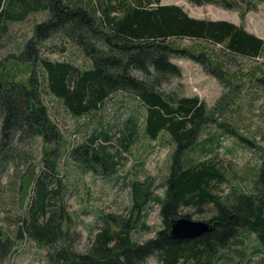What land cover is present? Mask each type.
Here are the masks:
<instances>
[{
    "label": "trees",
    "instance_id": "1",
    "mask_svg": "<svg viewBox=\"0 0 264 264\" xmlns=\"http://www.w3.org/2000/svg\"><path fill=\"white\" fill-rule=\"evenodd\" d=\"M187 1L231 10L242 3L255 8L254 0ZM39 9L50 15L34 23L21 50L0 60L1 67L9 66L8 70H0V150L8 147L11 140L36 135L42 139L41 160L50 168L55 164L51 143L62 145L64 139L41 99L40 80H44L47 93L59 99L73 117L98 110L115 90L132 93L144 105L143 134L151 139L164 131L173 149L161 193L150 192L148 181L132 182L129 207L123 213H96L98 225L94 226L88 247L81 252L73 248L71 235L65 231V214L51 204L56 189L49 186V169L32 176L22 173L19 189H26L31 181L32 190L25 213L15 217L14 239L27 236L40 245H50L48 255L53 264H140L151 254L160 264H215L210 261L211 250L228 247L230 240L243 237L246 232L252 233L256 248L264 251V157L248 190L231 185L227 192L215 194L213 185L225 180L222 163L212 157L221 145L218 133L199 139L200 124L206 123H214L222 132L237 134L233 122L216 116L235 95H229L228 100L223 94L221 98L226 100L210 109L197 95L172 96L159 90L161 82L170 75L181 74L178 65L171 62L173 55L201 64L223 87L235 86L234 79L242 70L224 68L221 56L231 53L259 58L264 55V38L232 20L194 18L180 5L159 0H0V27L6 20L22 21L27 12ZM54 32L83 50L91 64L84 68L65 59L38 56L39 42ZM181 37L201 39L218 47L201 46L195 53L194 44L182 46L174 41ZM36 66L42 69V79L35 72ZM252 68L244 72H252ZM256 78L264 84L263 77ZM123 123L118 141L125 148L137 123L132 114ZM97 136L102 137L101 144L95 141ZM110 138L106 130L96 136L90 133L68 155L82 169L95 170L98 163L100 170L113 172L118 152L106 149ZM149 201L158 203L163 224L153 236L140 241L133 233L149 228L144 206ZM205 203L213 207L205 219L211 223L208 231L192 239H177L168 233L170 217H188L177 214L180 204L202 209ZM13 242L0 226V256Z\"/></svg>",
    "mask_w": 264,
    "mask_h": 264
},
{
    "label": "rangeland",
    "instance_id": "2",
    "mask_svg": "<svg viewBox=\"0 0 264 264\" xmlns=\"http://www.w3.org/2000/svg\"><path fill=\"white\" fill-rule=\"evenodd\" d=\"M165 0H159L161 3ZM214 5V6H213ZM207 11L201 8L191 7L186 11L188 14L212 19H228L242 25L248 31L254 32L257 36L264 38V2L253 1L255 8L244 7L243 3L237 8L219 9L215 4ZM181 6V5H180ZM221 7V6H220ZM207 9V8H206ZM27 16L18 20L5 21L1 23L0 29V60L10 52H17L22 49L23 42L28 38L35 22L45 20L49 12L44 9L29 11ZM231 18V19H230ZM176 43L182 46L196 47L195 53L201 50V46L216 49L218 45L207 43L201 39L175 38ZM38 56H46L51 59H65L78 67L89 66L83 50L71 43L68 38L57 32L51 33L46 39L41 40L38 45ZM222 58L224 68L230 70H242L234 79L235 86L221 82L209 75L202 65L190 58H183L173 55L171 62L178 65L181 74L169 76L166 81L161 82L159 90H164L172 96L197 95L205 102V105L212 108L221 101L229 100V95L235 97L229 101V105L217 111V118L234 123V130L222 132L220 127L200 124L199 139L207 135L218 133L219 143L217 153L212 155L215 160L222 163L225 170V180L215 183L213 193L227 192L231 185L238 189L248 190L253 184V178L260 159L264 157V84L256 78L263 77L264 80V55L255 58L231 53L225 54ZM256 65V66H253ZM8 66V65H6ZM20 66V65H18ZM21 67V66H20ZM252 68V72L248 69ZM8 67H1L0 70H8ZM251 71V70H250ZM35 72L42 79V69L35 67ZM135 73V72H133ZM136 74V73H135ZM27 72H25V76ZM44 80L39 81L41 99L45 102L48 114L59 126L63 140L62 145L51 143L53 146L54 165L44 163L42 159V142L40 137L31 136L25 140L10 141L7 146L0 150V226L7 233L10 239L15 240L10 247L0 256V264H53L48 253L51 246L40 245L34 239L27 236L14 239L17 214H24L29 201V193L32 189L31 181L26 189L20 190V175L28 172L30 176L42 173L41 169H49L51 177L50 188H55L52 206H59L65 214L67 221L65 231L71 235V244L78 252L86 250L92 234L95 230L96 213L102 211H114L123 213L130 204V187L132 182L148 181L147 185L152 193H161L165 175L169 172V154L173 149V143L166 132H159L158 136L149 139L142 132L144 105L130 92L115 90L108 95L98 110L90 111L87 115L82 114L73 117L61 105V101L52 94L47 93L44 87ZM261 84V85H260ZM225 94L226 99L221 96ZM128 114L136 118V129L130 142L123 148L118 141L121 134L123 121ZM135 116V117H134ZM0 111V120H1ZM103 130L110 133V142L106 149L116 150L118 153L114 171L94 165L95 170L82 169L68 152L75 148L83 139L89 138L90 133L100 135ZM233 130V131H234ZM102 143V137L95 140ZM105 143V142H104ZM48 147V146H46ZM51 148V147H50ZM147 212L145 222L148 229H136L133 233L137 240H143L153 236L156 229L163 224L159 213L158 203L151 201L144 205ZM213 207L205 203L202 209L193 205H179L177 214H188L190 219L204 220L212 213ZM92 232V233H90ZM203 257V256H202ZM211 262L215 264H264V251L257 249L252 233L246 232L243 237L237 236L229 241V246L218 247L217 251L211 250ZM140 264H160L155 255H149Z\"/></svg>",
    "mask_w": 264,
    "mask_h": 264
},
{
    "label": "water",
    "instance_id": "3",
    "mask_svg": "<svg viewBox=\"0 0 264 264\" xmlns=\"http://www.w3.org/2000/svg\"><path fill=\"white\" fill-rule=\"evenodd\" d=\"M168 221V233L177 239H192V237L204 234L211 227L209 220L190 219L183 215L170 217Z\"/></svg>",
    "mask_w": 264,
    "mask_h": 264
},
{
    "label": "crops",
    "instance_id": "4",
    "mask_svg": "<svg viewBox=\"0 0 264 264\" xmlns=\"http://www.w3.org/2000/svg\"><path fill=\"white\" fill-rule=\"evenodd\" d=\"M161 1V0H160ZM163 2H165V3H176V4H178V5H181V8L182 9H185L186 11L188 10V8L190 9L191 7H194V8H201V10H208L209 8H211L210 6L211 5H213V4H211V3H208V4H206V3H203V4H195V5H193L192 3H189L187 0H165V1H163ZM162 3V2H161ZM214 6V5H213ZM207 8V9H206ZM215 8H219V9H221V8H223V7H218V6H215ZM225 9H227V8H225ZM190 15V14H189ZM193 16V15H192ZM196 17H198V16H196ZM196 17H194V18H196ZM199 17H201V16H199ZM212 19V18H211ZM231 19V18H230ZM232 20V19H231ZM232 22L234 23V21L232 20ZM245 29V28H244ZM245 30H249V29H245ZM259 37V36H258Z\"/></svg>",
    "mask_w": 264,
    "mask_h": 264
}]
</instances>
